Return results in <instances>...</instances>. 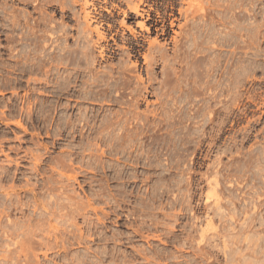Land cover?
<instances>
[{"label": "rangeland", "instance_id": "obj_1", "mask_svg": "<svg viewBox=\"0 0 264 264\" xmlns=\"http://www.w3.org/2000/svg\"><path fill=\"white\" fill-rule=\"evenodd\" d=\"M88 1L0 0V264H264V0Z\"/></svg>", "mask_w": 264, "mask_h": 264}, {"label": "bare ground", "instance_id": "obj_2", "mask_svg": "<svg viewBox=\"0 0 264 264\" xmlns=\"http://www.w3.org/2000/svg\"><path fill=\"white\" fill-rule=\"evenodd\" d=\"M75 2H76V0H74ZM62 4V3H61ZM91 3L88 1V0H85V2H84V9H86L89 5H90ZM137 5V4H136ZM66 6V5H65ZM139 6V5H138ZM138 6H134L133 5V11L136 13V14H138V15H142V13L139 11V7ZM93 7V6H92ZM66 8V7H65ZM70 10V9H69ZM85 19L87 20V26L90 28V22L92 21V19H93V17L91 16V12L90 11H86L85 12ZM94 20H96V19H94ZM174 23L172 22V25H173ZM141 26H145V24L144 23H141ZM90 30H91V32H89L90 34L91 33H93V32H95L97 35H98V38H100V40L101 39H103V40H105L106 38H105V35L103 34L104 32H101L100 31V29L98 28V27H94L93 29H91L90 28ZM147 30H150V28L149 27H147ZM89 34V35H90ZM107 36V35H106ZM149 42H151V41H149ZM112 48V47H111ZM107 49V46H106V48H105V50ZM104 50V49H103ZM102 50V51H103ZM104 53V52H103ZM105 54V53H104Z\"/></svg>", "mask_w": 264, "mask_h": 264}]
</instances>
